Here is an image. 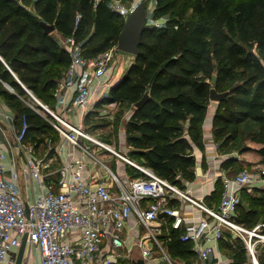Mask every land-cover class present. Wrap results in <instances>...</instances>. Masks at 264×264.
Here are the masks:
<instances>
[{"label":"trees","instance_id":"1","mask_svg":"<svg viewBox=\"0 0 264 264\" xmlns=\"http://www.w3.org/2000/svg\"><path fill=\"white\" fill-rule=\"evenodd\" d=\"M109 1L0 0V94L16 112L18 129L26 119L28 137L32 133H54L58 137V131L51 116H47L48 120L26 102H31V97L21 83L49 105L71 63L69 52L53 33L45 32L42 22L73 36L86 57H96L118 45L126 21L109 7ZM182 1L157 0L152 16L155 21L166 20L162 33L148 23L136 62L112 86L110 97L100 102L120 104L121 115L133 109L126 124L127 141L132 148L129 156L179 186L182 180L195 178L193 152L195 146L204 149V123L212 89L227 93L213 120L214 138L220 150L238 139L242 123L252 120L259 124L254 141L263 145L259 152L264 155V56L252 50L256 42L264 46V0H185L180 19L171 21L167 17L175 14ZM189 11L196 19L182 21ZM79 14L82 17L76 25ZM152 36L165 41L162 65L151 58L155 50L148 39ZM210 53L219 59V66L206 77L201 73ZM146 94L147 102L137 107ZM37 108L42 110L39 105ZM222 167L229 175L245 169L235 158L226 160ZM129 171L134 177L141 176L133 167ZM223 190L219 178L207 199L210 206L219 204ZM259 192L256 198L242 192L236 220L248 228L254 227L264 214V208L259 211L260 206L264 207V190ZM245 200L252 205L249 211L243 205ZM181 234L170 228L162 238L172 256L193 261V243L181 241ZM226 247L236 258L235 264L247 261L243 243L228 233L220 241V248ZM260 260L264 264V246L260 247Z\"/></svg>","mask_w":264,"mask_h":264},{"label":"built area","instance_id":"2","mask_svg":"<svg viewBox=\"0 0 264 264\" xmlns=\"http://www.w3.org/2000/svg\"><path fill=\"white\" fill-rule=\"evenodd\" d=\"M109 6L125 20L133 11L112 2ZM81 17V14L77 16L76 25ZM66 48L71 56L66 79L80 77L72 104L84 111L94 98L93 86L101 84V78L116 61L118 45L91 58L83 54L76 42ZM65 82L58 83L56 96ZM21 85L32 97L29 105L33 109L39 105L43 111L47 110L55 129L79 148L87 161L63 163L57 170L58 180L46 184L51 162L37 156V144L28 141L30 127L24 118L14 138L27 157V170L45 187L33 203H26L18 185V173L14 174L15 181L5 178V155L1 154L0 264H16L25 236L28 244L39 248L40 264H118L127 258L132 260L136 252L146 264H225L218 253L226 233L243 243L247 254L244 264H262L260 247L264 246V222L248 228L236 217L242 191L264 188V164L233 175L222 174L219 178L223 182V194L219 204L211 207L203 199L194 197L189 182L182 180L186 182L182 187L159 176L132 159L128 152L60 117L23 83ZM109 114L113 112L106 105L98 111L99 117ZM105 155L115 156L141 172V176L118 174ZM87 166L102 169L104 174L99 179H88L84 175ZM175 201L199 208L201 216H188ZM170 228L182 232L181 241L193 243L196 254L193 261L174 257L165 247L166 240L162 236L169 233ZM144 229L146 234H143Z\"/></svg>","mask_w":264,"mask_h":264},{"label":"crops","instance_id":"3","mask_svg":"<svg viewBox=\"0 0 264 264\" xmlns=\"http://www.w3.org/2000/svg\"><path fill=\"white\" fill-rule=\"evenodd\" d=\"M53 36L66 50V45H68V43L76 42L73 36H66L57 30L53 32ZM135 59L136 55L130 53L122 55L118 54L111 70H109V72L101 78V84L99 86H93L92 91L94 93V98L91 100L88 108L84 111L72 104L76 88L80 82V77L78 76L74 79H66V72L68 70L66 68L59 80V82L66 80L65 86L57 96L55 95L56 90L54 91V98L51 99V104L47 105L60 117L68 120L72 124L83 126L86 131H89L94 136H96L94 131L103 130L99 129L100 127L102 128L100 124L107 123L105 125H109V127H105L104 129H110L113 126V122H115L120 114V104H100V102L104 98L110 97L112 86L127 73L130 67L135 63ZM4 85L9 90L14 91L13 88H10L11 86L9 84L4 83ZM103 105L108 106L113 114L99 117L98 111L103 107ZM218 105V102L212 101L208 108L204 123V149L195 146L193 152L196 158V165L194 167L195 178L193 180L186 181L190 183L194 197L197 199H203L208 206L210 205L208 204L207 199L215 191L218 178L222 174L229 175L230 173L222 167L226 160L235 158L244 168H251L252 166L264 164V155L259 152L263 145L254 141L257 139L260 127L257 122L252 120L242 123L240 125V135L238 139L230 143L223 151L220 150V145L216 143L213 133V120ZM34 110L43 117L47 118L48 114L43 111V109L41 110L37 108ZM132 113V108L125 111L122 116L123 123L121 125L118 141H113L115 146H117L118 143L119 146L117 147L125 152H128V154L131 152L132 148L128 145L126 124L131 118ZM6 116L9 118L6 119ZM15 118L16 112L8 105L4 97L0 94V156L1 154L5 155V159H2L6 166L5 178L10 181H15L14 174L18 173V185L20 187L22 197L26 203L29 204L33 203L43 193L45 184H41L27 170V157L14 138V133L18 129ZM56 142L57 144L54 147L55 150L51 153L52 156L48 158L45 157L51 162V166L48 169L49 176L46 179V184L50 181L58 180L57 170L63 163L70 162L72 160L87 161L81 150L76 148L59 132ZM110 142L111 141L107 140V143L111 144L112 142ZM249 149H251V151ZM103 153L105 154V152ZM36 154L38 157H42L38 153ZM104 157L107 158L108 162L113 164V170L118 174H121L124 177L133 176V174L129 171L132 166L119 161L113 155H105ZM102 174H104L102 169H94L91 166H87L84 173L86 178L94 180L99 179ZM186 182H182V187H185ZM258 190H264V188L244 189L242 192H245L249 195V197L256 198L260 196V192ZM175 205L181 208L182 212H185L188 216L194 215L199 217L202 214L199 208L189 204L175 201ZM243 205L248 211L252 209V205H250V203L246 200L243 202ZM262 222H264V216H260L258 222L255 224L257 225ZM244 225L248 227V225ZM230 254L231 250L226 247L224 249L220 248L218 256L225 264H235L236 258ZM214 258H216V256ZM139 259H141L140 256ZM40 263L41 254L39 248L36 245L28 244L23 264Z\"/></svg>","mask_w":264,"mask_h":264},{"label":"rangeland","instance_id":"4","mask_svg":"<svg viewBox=\"0 0 264 264\" xmlns=\"http://www.w3.org/2000/svg\"><path fill=\"white\" fill-rule=\"evenodd\" d=\"M98 1H100V0H98ZM143 1H145V0H110L109 2H112V4H116V5L119 4V5L125 6L127 9L132 8L134 10L136 8V6H138ZM148 1H149L148 11H147L148 23L150 26L152 25L151 27L157 28L158 31H160L162 33V29H164L163 25H164V23H166V20L165 19H162L160 21L153 20L152 13H153V10L155 9L156 5H157V0H148ZM185 6H186V3H185V0H183L182 4L177 9L175 14L169 15V17H167V18H169L171 21L174 19L175 20L180 19L179 14L182 12V10L185 8ZM169 19H167V20H169ZM187 19H196V17L194 15H192L191 11H189L187 13V15L185 16V18L182 19V21L187 20ZM148 41L150 42L152 49L155 50V52L152 54L151 58L156 60L159 63V65H162L163 64V52L165 49V41H161V40L158 41V38H153V36L151 38H149ZM157 43L160 44V47L156 46ZM68 44H73V42H70ZM77 45L80 46V43H78ZM252 50L256 54H258L259 56H264V46H262L260 44V42L254 43ZM118 54L122 55V54H128V53H125L123 51H119L117 53V56H118ZM135 62H136V59H135ZM218 66H219V59L216 58V56H214L212 53H210L205 59L204 72L201 73V75L206 76V77H210L211 73L214 74L216 72L215 69H217ZM156 70L157 69H155V71ZM205 72H208V74H205ZM209 80H212V79L209 78ZM31 101H33L32 97H31ZM26 102L28 104H30L29 100ZM126 109L127 108H123V110H126ZM122 116L123 115H121V114L118 115V118L115 120V122H113V124H112L113 126L110 129L109 128L104 129L105 127H109V125H105L107 123L100 124V126H102V128L100 127L99 129H103V130L102 131L101 130L94 131L96 134L95 137L101 141H104V142H107V140L111 141L112 143L111 142L110 143L113 145V147H116L117 149H119V147H117V146H119L118 143H117V146H115L114 142L118 141V138H119V133L121 131V125L123 123ZM28 141L31 144H38V146L37 145L35 146L36 150H38L37 153L42 157L48 158V157L52 156L51 153L55 150L54 147L57 144V142H56L57 137L54 133L40 134V135H36V136L34 133H32V134H29ZM259 208H260L259 211H263L264 207L260 206ZM263 216H264V214L261 215V217H263ZM146 233H147V231L144 229L143 234H146ZM164 245L167 248V241H165ZM134 259H139V254L137 252L134 254V257L132 258V260H130V258H127L124 260L123 264H131V262Z\"/></svg>","mask_w":264,"mask_h":264},{"label":"water","instance_id":"5","mask_svg":"<svg viewBox=\"0 0 264 264\" xmlns=\"http://www.w3.org/2000/svg\"><path fill=\"white\" fill-rule=\"evenodd\" d=\"M148 3V0L141 2L126 19L124 29L120 35L118 43V49L120 51L136 56L139 54L140 46L142 44V36L148 25ZM42 26L47 34H51L56 31L55 25H48L42 22ZM226 96L227 93H220L216 89H212L210 98L212 101L220 103L226 98ZM148 97L149 95L146 94L145 97L137 104V107H142L147 102ZM44 111L47 112L45 109ZM27 245V236H25L17 254L16 264H23ZM132 264L146 263L143 259H135Z\"/></svg>","mask_w":264,"mask_h":264}]
</instances>
